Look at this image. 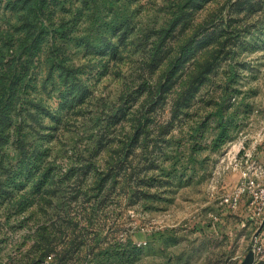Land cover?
<instances>
[{
  "label": "rangeland",
  "instance_id": "obj_1",
  "mask_svg": "<svg viewBox=\"0 0 264 264\" xmlns=\"http://www.w3.org/2000/svg\"><path fill=\"white\" fill-rule=\"evenodd\" d=\"M0 55V264L247 260L264 225L225 198L239 146L264 164V0H0Z\"/></svg>",
  "mask_w": 264,
  "mask_h": 264
},
{
  "label": "built area",
  "instance_id": "obj_2",
  "mask_svg": "<svg viewBox=\"0 0 264 264\" xmlns=\"http://www.w3.org/2000/svg\"><path fill=\"white\" fill-rule=\"evenodd\" d=\"M239 148V153H235L230 158L235 165L234 169L237 170L242 163L241 159H246L248 166L244 171L241 169L240 183L236 190L225 198V201L238 206L241 200L247 196L249 198L247 209L250 217L262 224L264 222V164L262 165L260 160L255 159L252 153L245 151L244 145L239 146ZM242 151L244 154L240 156ZM253 252L256 256V263L254 264H259V260L264 264V241L260 235L255 238Z\"/></svg>",
  "mask_w": 264,
  "mask_h": 264
},
{
  "label": "trees",
  "instance_id": "obj_3",
  "mask_svg": "<svg viewBox=\"0 0 264 264\" xmlns=\"http://www.w3.org/2000/svg\"><path fill=\"white\" fill-rule=\"evenodd\" d=\"M41 10V5L39 4ZM28 39V36H26ZM25 39V40H26ZM26 41L20 42L21 47L29 46ZM9 45V44H4ZM2 58V59H1ZM5 55H0V69L7 72L6 67L8 62L4 63ZM15 74L0 75V154L3 148L9 143V138L12 137L13 127L18 121L16 108L14 105L17 102V96L24 87L23 76Z\"/></svg>",
  "mask_w": 264,
  "mask_h": 264
},
{
  "label": "water",
  "instance_id": "obj_4",
  "mask_svg": "<svg viewBox=\"0 0 264 264\" xmlns=\"http://www.w3.org/2000/svg\"><path fill=\"white\" fill-rule=\"evenodd\" d=\"M264 225V222H263ZM255 261V254L254 252H250L247 260L243 264H254Z\"/></svg>",
  "mask_w": 264,
  "mask_h": 264
},
{
  "label": "crops",
  "instance_id": "obj_5",
  "mask_svg": "<svg viewBox=\"0 0 264 264\" xmlns=\"http://www.w3.org/2000/svg\"><path fill=\"white\" fill-rule=\"evenodd\" d=\"M260 159L262 160V161H264V154H262L261 156H260ZM253 222H256V223H259V221H255V220H252ZM259 224H261V223H259ZM262 225H263V223H262ZM260 235V237L264 240V227H263V229H262V231H261V234H259Z\"/></svg>",
  "mask_w": 264,
  "mask_h": 264
}]
</instances>
